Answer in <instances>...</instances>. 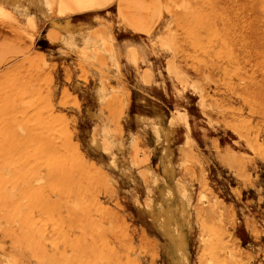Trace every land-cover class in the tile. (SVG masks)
Returning a JSON list of instances; mask_svg holds the SVG:
<instances>
[{
  "label": "rangeland",
  "instance_id": "obj_1",
  "mask_svg": "<svg viewBox=\"0 0 264 264\" xmlns=\"http://www.w3.org/2000/svg\"><path fill=\"white\" fill-rule=\"evenodd\" d=\"M119 1L121 14L118 0H105L60 16L40 0L35 29L0 13V264H264V0ZM51 18L92 30L51 40ZM102 31L115 38L119 66L107 44L83 53ZM143 43L161 86L144 83L145 64L130 58ZM170 61L195 78L199 95L182 91ZM132 91L141 105L131 104ZM150 104L159 110L152 118ZM185 109L189 131L174 111ZM156 121L167 131L154 133Z\"/></svg>",
  "mask_w": 264,
  "mask_h": 264
},
{
  "label": "bare ground",
  "instance_id": "obj_2",
  "mask_svg": "<svg viewBox=\"0 0 264 264\" xmlns=\"http://www.w3.org/2000/svg\"><path fill=\"white\" fill-rule=\"evenodd\" d=\"M105 0H46V2H47V7L48 8H54V9H57V13L60 15V16H68V15H70V14H72V13H76V12H82V11H86V10H90V9H93V8H96V7H98V6H102V5H106V2H104ZM140 0H138V2H139ZM144 0H141V2H143ZM110 2V1H109ZM118 9H119V13L121 14L122 13V6H121V1H119L118 0ZM141 2H139L140 3V5L142 4V5H144L143 3H141ZM129 5H131V3L129 4ZM141 5V6H142ZM40 6V0H0V13L1 14H8V15H10L11 17H16L18 14L19 15H23L24 16V18H25V21H26V24L28 25V26H30L31 27V29H35L36 28V26H37V10L38 9H41L40 7L38 8V7ZM131 7V6H130ZM31 8H33L35 11H30V9ZM142 8H144V7H142ZM146 9V8H145ZM44 14H47L48 15V13H44ZM58 15V16H59ZM3 17H9V16H4V15H2ZM142 16H144L145 17V15L143 14ZM164 16L165 15H163V13H162V15L160 16V21L162 22L163 20V18H164ZM147 18V17H146ZM146 18H144V19H146ZM6 19V18H5ZM5 19H2V20H5ZM142 19H143V17H142ZM8 20V19H7ZM51 20H52V26H54L50 31H49V37L51 38V40H55V39H60V40H62V41H64V42H70L71 41V37H72V31H74V33L75 34H73V37L74 38H78V39H81V38H87V36L89 35V33H90V31L92 30V28H90V27H84V28H77V26H75L74 24H72L71 22H60L57 18H51ZM142 22H143V20H142ZM21 24H23V23H21ZM25 24V23H24ZM25 24V25H26ZM26 25V26H27ZM62 25H63V27H62ZM61 28V29H63L62 30V32H59V31H57V29L56 28ZM137 28L138 29H141V30H145V31H148V34H149V36L151 37V40H152V44L154 45V44H157L158 45V47L161 49V50H170L172 47H171V42H170V40H166V39H164L161 35H157V37H158V39H154L153 38V32H151V30H149V29H146L145 27H139V26H137ZM33 33H31V30H30V35H32ZM176 35V34H175ZM33 36V35H32ZM19 43V42H18ZM107 44V48H108V53H110V54H112L113 55V61L116 63V65H120L121 64V60H120V57L118 58V56L117 55H119L120 53H118L119 52V50H118V45L116 44V41H115V38H114V36L111 34V32H109L108 34L107 33H105V31H102V32H100L99 34H98V36L97 37H95L92 41H91V43H89L87 46H84L85 48H83V53H86V52H88L89 50H106L107 48H105V45ZM144 46L146 47V45L143 43V44H141V45H139L138 47H140V48H138L137 50H136V54H138L139 55V52L141 53V56L139 57L138 56V58L137 57H134L135 59H133V57H131L130 56V58L134 61V62H136V63H138L139 61H141L143 64H145V66H146V68H145V71L142 73V78H141V80L144 82V83H147V84H149V85H151L152 87H154V86H161V85H163V82H159V80H157L156 81V75L158 76V72H160V65L158 64V60L155 58V57H153V55H150L149 57H148V53H147V51L146 50H148L149 48L147 47V48H144ZM11 48V47H10ZM19 48V47H18ZM88 48V50L86 51V49ZM132 49H134L135 50V48H134V46L132 47ZM138 50H139V52H138ZM172 50V49H171ZM9 51H13L12 49H10ZM205 52V51H204ZM203 52V53H204ZM13 53H14V51H13ZM22 53H23V51H22ZM24 55V54H23ZM26 55V54H25ZM85 56V55H84ZM168 58H170V57H168ZM172 59V58H171ZM45 60V59H44ZM20 67H21V65H20ZM159 70V71H158ZM167 70L169 71V73L170 74H172L174 77H176L177 79H179L181 82H182V84H183V88H182V91H184V89H191L195 94H198L199 95V93H200V91H198V90H195V85H197L198 84V82L196 81V80H194L193 79V77L191 76H189V75H184L180 70H179V67L177 66V64L176 63H174V62H172V61H170L169 62V64L167 65ZM27 72V71H26ZM141 74V73H140ZM206 75H208L207 73H205ZM159 77V76H158ZM21 81V80H20ZM200 82V81H199ZM11 84V83H10ZM26 85V84H25ZM12 86H14V85H12ZM37 88V87H36ZM26 89V88H25ZM11 90V89H10ZM13 91V90H12ZM21 91H23V90H21ZM37 91V90H36ZM10 92V91H9ZM30 92H32V90L30 91ZM180 92V91H179ZM107 93L108 92H106V94H105V84L104 83H102L101 84V86H100V88L98 89V91L96 92V94H98L99 95V97L100 98H103L104 97V95H107ZM8 94V93H7ZM30 94V93H29ZM43 94V93H42ZM41 94V95H42ZM20 95V94H19ZM40 95V96H41ZM34 96H36L35 94H34ZM39 96V95H38ZM46 96V95H45ZM201 96V95H200ZM15 97V96H14ZM31 97V96H30ZM176 97V96H175ZM49 98V97H48ZM8 99V98H7ZM30 99V98H29ZM29 99H26V100H28V101H31V100H29ZM44 99H46V98H44ZM5 101H6V99H4ZM14 100V99H13ZM39 100H41L40 98H39ZM201 100H202V96H201ZM3 101V100H2ZM34 101H36V100H34ZM43 101V100H42ZM50 101V100H49ZM49 101H48V103H49ZM4 102V101H3ZM2 102V103H3ZM17 102V101H16ZM32 102V101H31ZM72 102H73V100H72ZM18 103H20L19 101H18ZM28 103H30V102H28ZM28 103H27V105H28ZM34 103V102H33ZM42 103H44L45 104V102L43 101V102H41V103H39V105L40 104H42ZM13 104H14V102H13ZM16 104V103H15ZM25 104H26V102H25ZM35 104H36V102H35ZM44 104H43V106H44ZM47 104V103H46ZM46 104H45V107H46ZM50 104V103H49ZM7 105V104H6ZM23 105V104H22ZM29 105H33V104H29ZM48 105V104H47ZM43 106H38V108L40 109V108H43ZM51 106V105H50ZM50 106H48V108H50ZM26 107V106H25ZM34 107H36V106H34ZM2 108H4V104H3V107ZM13 108V107H12ZM37 108V107H36ZM35 108V109H36ZM47 108V107H46ZM46 108H45V110H46ZM47 108V109H48ZM53 108V107H52ZM20 109V108H19ZM38 109V110H39ZM44 109V108H43ZM42 109V110H43ZM16 110V109H15ZM33 110V109H32ZM50 110H52V109H50ZM49 109L47 110L48 111V113H49V111H50ZM13 111V110H12ZM175 111V113H176V117H179V118H182L184 121H185V124H186V128L188 129V131L190 130V128H191V125H190V122H189V112H188V110L187 109H185L184 111H180V110H174ZM53 112V111H52ZM19 113H21V114H23L22 112H19ZM18 112H17V114H19ZM27 113V112H26ZM38 113H40V112H38ZM41 113L43 114V112L41 111ZM40 113V114H41ZM4 114H6V113H4ZM46 114V113H45ZM24 115H26V114H24ZM49 115H51V113H49ZM58 115V114H57ZM10 116H11V114H10ZM34 116V115H33ZM41 116V115H40ZM45 116V115H44ZM56 116V115H55ZM3 117V115H1V117H0V120H1V118ZM23 117V116H22ZM35 117H38V116H35ZM8 118V117H7ZM3 119H4V117H3ZM14 119V118H13ZM21 119V118H20ZM23 119V118H22ZM21 119V120H22ZM21 120H19V121H21ZM38 120V119H37ZM42 120V119H41ZM46 120H48V119H46ZM1 121H3V120H1ZM11 121H13L12 119H11ZM30 121H31V119H30ZM30 121H29V123H30ZM60 121V120H59ZM59 121H57V123H59ZM4 122H5V120H4ZM4 122H2L1 123V125L4 123ZM7 122V121H6ZM16 122V120L13 122V125L16 127V125L18 126L19 124V122H17V124L15 123ZM24 122H26V120L24 121ZM43 122V121H42ZM61 122H63V121H61ZM15 123V124H14ZM21 123V122H20ZM27 123H28V120H27ZM28 123V125H30ZM41 122H39L38 123V125L40 124ZM64 124H65V122H63ZM62 123V124H63ZM10 124L12 125V123L10 122ZM43 124V123H42ZM5 125V124H4ZM10 125V126H11ZM13 125L11 126V127H13ZM25 125V124H24ZM32 125V124H31ZM41 125V124H40ZM46 125V124H45ZM55 125V124H54ZM188 125V126H187ZM56 126H57V124H56ZM62 126V125H61ZM6 127V126H5ZM4 127V128H5ZM30 127V126H29ZM35 127V126H34ZM39 127V126H38ZM38 127H36V128H38ZM51 127V126H50ZM64 127V126H63ZM8 128H10V127H8ZM17 128V127H16ZM15 128V129H16ZM41 128V127H40ZM45 128V127H44ZM54 128V127H53ZM65 128V127H64ZM3 129V128H2ZM7 129V128H6ZM24 129H26V128H24ZM46 129V128H45ZM56 129V128H55ZM103 129H105L104 127H103ZM17 130H18V128H17ZM26 130H28V129H26ZM58 130V129H57ZM55 131V132H58V131ZM60 130V129H59ZM11 131H13V130H11ZM37 131V130H36ZM38 131H39V129H38ZM53 131V130H52ZM64 131H65V129H64ZM157 131H167L166 130V128H165V126L160 122V121H156V126L154 127V133L155 132H157ZM17 132H19V131H17ZM27 132H29V130L27 131ZM31 132V131H30ZM29 132V133H30ZM50 132V131H49ZM11 133V132H10ZM13 133H15V131L13 132ZM19 133H17V135H18ZM34 133H32V135H33ZM37 134V133H36ZM40 134V133H39ZM48 134V133H47ZM13 135V134H12ZM11 135V136H12ZM17 135H15V136H17ZM31 135V136H32ZM44 135V134H43ZM7 136H8V133H7ZM28 136V135H27ZM37 136V135H36ZM40 136V135H39ZM48 136V135H47ZM53 136V135H52ZM241 136V135H240ZM3 137V136H2ZM28 137H30V135L28 136ZM38 137V136H37ZM43 137V136H42ZM41 137V138H42ZM1 138V137H0ZM6 138V137H5ZM5 138H4V140H2V141H5V143H6V140H5ZM41 138H39V139H41ZM50 138V137H49ZM67 139H69L68 137H66ZM9 139V138H8ZM11 139V138H10ZM35 139V138H34ZM34 139L32 140V139H30L31 140V143L33 144V142L32 141H34ZM44 139H46L45 137H44ZM51 139V138H50ZM17 140H19V139H17ZM26 138L24 139V142L26 143ZM2 141L0 142V143H2ZM13 141V140H12ZM42 141H44V140H42ZM47 141H48V139H47ZM56 141V140H55ZM8 142V141H7ZM18 142V141H17ZM39 142V141H38ZM25 143H24V145H25ZM27 143H28V141H27ZM31 143H29V144H31ZM51 143H53V142H51ZM248 143V142H247ZM250 143V142H249ZM13 144H14V142H13ZM17 144V143H16ZM36 144V143H35ZM42 144V143H41ZM40 144V145H41ZM50 144V143H49ZM1 145V144H0ZM40 145H34V148L35 149H38L37 148V146L39 147ZM92 145H97V146H99V147H102V145H100V144H98V143H94V144H92ZM249 145H251V144H249ZM27 146V145H26ZM44 145L42 144V147H40L41 149H43L44 147H43ZM16 147H17V145H16ZM27 147H29V145L27 146ZM32 147V146H31ZM108 147H110V148H112V147H116V145L115 144H113V143H111V142H109V144H108ZM252 147V146H251ZM26 148V147H25ZM25 148H23V146H22V150L24 149V150H26ZM41 149H39L40 151H42ZM48 149V151H47V153H46V157H47V154H49L51 151H49V148H47ZM5 150V149H4ZM16 150V149H15ZM22 150H21V152H22ZM56 150V149H55ZM9 151H11V150H9ZM27 151V150H26ZM29 151V150H28ZM32 151V150H31ZM17 152V151H16ZM35 152V151H34ZM37 152H39L38 150H37ZM49 152V153H48ZM235 152V151H234ZM24 153V152H23ZM22 153V154H23ZM33 153V152H32ZM41 153V152H40ZM39 153V154H40ZM0 154H2L1 153V151H0ZM17 154H21L20 152L18 153L17 152ZM34 154V153H33ZM39 154H38V156H39ZM42 154H43V152H42ZM52 154V153H51ZM22 156H24V154L22 155ZM25 156H28V153H27V155H25ZM29 156H30V154H29ZM28 156V157H29ZM43 156H45V155H43ZM31 157V156H30ZM30 157L28 158L29 160H30ZM32 157H34V156H32ZM41 157V156H40ZM52 157H54V156H52ZM3 158V157H2ZM15 158L18 160V157L17 156H15ZM14 158V159H15ZM25 158V157H24ZM23 158V159H24ZM37 159V157H34V163H33V160H30V161H32V163L33 164H35V161H36V159ZM48 158V157H47ZM1 159V158H0ZM23 159H20L21 161H24ZM38 159H39V157H38ZM37 159V160H38ZM49 159H51V156L49 157ZM13 160V159H12ZM17 160H16V163H17ZM46 161V160H45ZM48 161V160H47ZM51 161H52V159H51ZM14 162V161H13ZM27 162H28V160H27ZM44 162V161H43ZM9 162L7 161V164H8ZM37 163H39L40 165H41V163H40V161H38ZM46 163V162H45ZM45 163H44V165H45ZM48 164H49V161L47 162ZM51 163V162H50ZM56 163V162H55ZM32 164V165H33ZM11 165V164H10ZM29 165V164H28ZM31 165V166H32ZM12 166V165H11ZM10 166V167H11ZM14 166L16 167V164H14ZM8 167H9V164H8ZM14 167V168H15ZM17 167H19V166H17ZM21 167H23V166H21ZM48 167H50V166H48ZM12 168V167H11ZM52 168V167H51ZM56 169H57V165H56V167H55ZM54 168V169H55ZM34 169V168H33ZM40 169H41V167H40ZM13 170V169H12ZM15 170V169H14ZM13 170V171H14ZM17 170V169H16ZM15 170V172H17ZM35 170V169H34ZM36 170H37V167H36ZM38 170H39V167H38ZM50 170H52V169H50ZM50 170H48V171H50ZM12 171V172H13ZM19 171H21L22 172V170H19ZM25 170H23V172H24ZM48 171H47V173H48ZM55 171V170H54ZM14 172V173H15ZM33 172H36V171H33ZM41 172H42V170H41ZM20 173V172H19ZM19 173H17V174H19ZM11 174H13V173H11ZM23 174V173H22ZM24 174H25V172H24ZM26 174H28L29 175V173L27 172ZM49 174V173H48ZM6 175V174H5ZM9 175V174H8ZM33 175H35V173L33 174ZM50 175H53L52 173L50 174ZM30 176H31V174H30ZM6 177V176H5ZM8 177V176H7ZM19 177V176H18ZM35 176H33L32 178H34ZM52 177V176H51ZM26 178V177H25ZM36 178V177H35ZM37 178H39V177H37ZM46 178V177H45ZM45 178H43V180H45ZM5 179V178H4ZM7 179V178H6ZM10 179V178H9ZM52 179H54V176H53V178ZM51 179V180H52ZM29 180V179H28ZM37 181H38V179H36ZM41 180V178L39 179V181ZM50 180V181H51ZM20 181V180H19ZM24 182H26L27 180H23ZM36 181V182H37ZM38 181V182H39ZM54 181V180H53ZM23 182V183H24ZM28 182V181H27ZM43 181H41V183H42ZM45 182V181H44ZM52 182V181H51ZM9 183V182H8ZM41 183H39V184H41ZM7 184V183H6ZM17 184V183H16ZM15 184V185H16ZM12 185L13 186H15L14 185V183H12ZM27 185V184H26ZM12 186V187H13ZM22 186H23V184H22ZM25 186V185H24ZM41 187H42V184L40 185ZM8 187V186H7ZM32 187H33V184H31V189H32ZM35 187V186H34ZM37 187H39V185L37 186ZM29 188V187H28ZM4 190V189H3ZM6 190V189H5ZM5 190H4V192H5ZM8 190V189H7ZM28 190V189H27ZM42 190H43V188H42ZM12 191V190H11ZM14 191V190H13ZM12 191V192H13ZM18 191V190H17ZM16 191V192H17ZM39 191H40V189H39ZM7 193H8V191H6ZM11 192V193H12ZM15 192V191H14ZM19 192V191H18ZM48 193V192H47ZM17 194V193H16ZM20 194V193H19ZM21 195V194H20ZM9 196V195H8ZM8 196H6V198H9ZM19 196V195H18ZM25 196H27V195H25ZM24 196V197H25ZM35 196V195H34ZM10 197H11V195H10ZM23 197V198H24ZM47 197V196H46ZM12 198H14V195H13V197ZM27 198V197H26ZM33 198V197H32ZM2 200V197L0 198V201ZM10 200H12V199H10ZM24 200V199H23ZM32 200H35V199H32ZM38 200V199H37ZM47 200V199H46ZM16 201V200H15ZM22 201V200H21ZM21 201H19V202H21ZM50 201V200H49ZM31 202V201H30ZM38 202V201H37ZM44 203V202H43ZM43 203H41V204H43ZM18 204H20V203H18ZM26 204V203H25ZM24 204V205H25ZM31 205H33V203L31 204ZM44 205V204H43ZM24 207V206H23ZM36 207V206H35ZM20 208H22V207H20ZM43 208V207H42ZM48 208V207H47ZM19 209V207L17 208V210ZM45 209V208H44ZM17 210H16V213H17ZM21 211V212H20ZM20 213L22 214L23 212H22V210L20 209ZM47 211H45V212H43V213H46ZM13 214V213H12ZM39 214V213H38ZM47 214V213H46ZM51 214V213H50ZM20 214H18V216H19ZM47 215H49V214H47ZM21 216V215H20ZM21 217H23V216H21ZM20 217V218H21ZM38 217V216H37ZM40 217V216H39ZM50 217V216H49ZM166 217V216H165ZM13 218V217H12ZM17 218H19V217H17ZM41 218V217H40ZM53 218V217H52ZM168 218V217H167ZM15 220V219H14ZM17 220V219H16ZM20 220V219H19ZM19 220H18V222H19ZM44 222V221H43ZM12 225V224H11ZM41 233V232H40ZM168 237L170 238V239H175L176 237H174L172 234H169L168 233ZM185 232L184 231H182L181 232V234L179 235V241L180 242H182V244H180L179 245V247H180V249H179V253L180 254H182L183 253V251H182V248H184V238H185ZM48 240H50V239H47V241ZM11 259H13L12 257H11ZM48 259V258H47ZM9 262V261H8ZM8 264H11V263H8Z\"/></svg>",
  "mask_w": 264,
  "mask_h": 264
},
{
  "label": "crops",
  "instance_id": "obj_3",
  "mask_svg": "<svg viewBox=\"0 0 264 264\" xmlns=\"http://www.w3.org/2000/svg\"><path fill=\"white\" fill-rule=\"evenodd\" d=\"M127 63V62H126ZM129 64V65H128ZM125 67V68H124ZM124 67H123V72L124 73H126V72H133V75H134V80L137 78V73H138V70H137V67L134 65V64H130V63H127V64H125L124 65ZM135 82H136V80H135ZM138 83V82H137ZM137 85V84H136ZM138 86H140L139 84H138ZM150 87L152 88V86L150 85ZM133 89V88H132ZM135 91H132L131 92V104L132 105H135V103L138 105L139 103H141V102H139V101H143V100H139V98H136V92L134 93ZM138 102V103H137ZM139 105H141V104H139ZM152 105L150 104V106H149V114H147V115H149V117L150 118H152L153 116H156V115H158L159 114V110H158V107H155V108H153V107H151ZM139 110H141V109H139ZM141 111H139L138 113H137V115H136V117L138 118V116L139 115H143V113H140ZM152 114H154V115H152ZM168 152V150L166 149V150H162V152H161V154H160V157H161V160H162V162L164 163L165 161H166V158H164V153H167ZM172 161H173V163H174V158H172Z\"/></svg>",
  "mask_w": 264,
  "mask_h": 264
}]
</instances>
